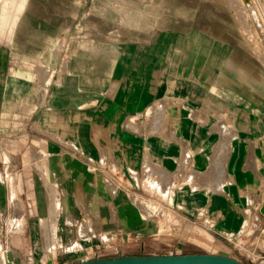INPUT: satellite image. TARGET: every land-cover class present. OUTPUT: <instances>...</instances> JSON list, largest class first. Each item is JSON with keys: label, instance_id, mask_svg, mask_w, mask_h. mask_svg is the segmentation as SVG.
Segmentation results:
<instances>
[{"label": "crops", "instance_id": "obj_1", "mask_svg": "<svg viewBox=\"0 0 264 264\" xmlns=\"http://www.w3.org/2000/svg\"><path fill=\"white\" fill-rule=\"evenodd\" d=\"M242 7L26 0L3 18L0 3V133L41 136L47 161L28 179L0 147V264L127 250L264 264V52Z\"/></svg>", "mask_w": 264, "mask_h": 264}, {"label": "rangeland", "instance_id": "obj_2", "mask_svg": "<svg viewBox=\"0 0 264 264\" xmlns=\"http://www.w3.org/2000/svg\"><path fill=\"white\" fill-rule=\"evenodd\" d=\"M229 3L235 4V5H242V9H244V12L242 10L241 15L242 19H245L247 22V29H248V36L256 45H258L264 52V15H263V7H264V0H252L250 3H245L242 0H225ZM2 2V17L4 18V13L6 10V7L10 5L11 3L16 5V10L19 12L21 9H23L26 0H11L8 2V0H0V3ZM151 3H158V0H150ZM1 24V23H0ZM28 133H25L21 136V146L15 147V139L12 141L10 140L9 135H4L0 133V147L6 149V152H11L13 154L12 160H16L15 152L20 153L22 155V168L24 169V172L22 175L24 177H27L30 179L31 175V168L37 167L38 173L40 177L45 178V166H46V140L43 139L41 136H31L27 135ZM18 141L20 138H16ZM21 148V151L19 150ZM14 152V153H13ZM33 191V190H32ZM39 191H43L45 194V190L39 188ZM49 197L53 201L56 199V191L52 190L51 188L48 190ZM30 190H28V195H30ZM52 206H55L53 204ZM22 210L25 209L26 205L22 204L20 205ZM57 220V219H56ZM60 222V220H59ZM51 224L54 226L53 222L51 221ZM53 228V227H52ZM51 230V227H50ZM56 230H54L55 232ZM54 241H57V236H54ZM152 255V254H167V253H176V252H167V251H156V252H148V251H136V250H127V252H112L111 254H106L105 256L97 257V258H112V257H118L120 255ZM179 253H194L192 251H182ZM92 256V254H90ZM94 259V258H93ZM50 261V260H49ZM80 262V261H79ZM78 262V263H79Z\"/></svg>", "mask_w": 264, "mask_h": 264}, {"label": "water", "instance_id": "obj_3", "mask_svg": "<svg viewBox=\"0 0 264 264\" xmlns=\"http://www.w3.org/2000/svg\"><path fill=\"white\" fill-rule=\"evenodd\" d=\"M76 264H244L222 254L194 252L152 255H120L112 258L85 259Z\"/></svg>", "mask_w": 264, "mask_h": 264}, {"label": "bare ground", "instance_id": "obj_4", "mask_svg": "<svg viewBox=\"0 0 264 264\" xmlns=\"http://www.w3.org/2000/svg\"><path fill=\"white\" fill-rule=\"evenodd\" d=\"M242 1H244L245 3H250L252 0H242ZM263 9V15H264V7L262 8ZM50 212H51V214H50V216H51V218H52V221H53V224H54V226L56 225V223H55V217L57 216V213H58V203L56 202V204H55V206H51V208H50ZM53 226V228H52V230H56L57 231V229H55V227ZM51 230V231H52ZM54 234H55V232H54ZM56 236H57V233H56Z\"/></svg>", "mask_w": 264, "mask_h": 264}]
</instances>
